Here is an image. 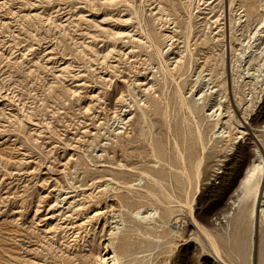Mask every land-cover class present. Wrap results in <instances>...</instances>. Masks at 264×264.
I'll return each mask as SVG.
<instances>
[{"label": "rangeland", "instance_id": "374dc122", "mask_svg": "<svg viewBox=\"0 0 264 264\" xmlns=\"http://www.w3.org/2000/svg\"><path fill=\"white\" fill-rule=\"evenodd\" d=\"M240 2L0 0V264L264 263L260 213L222 219L264 157Z\"/></svg>", "mask_w": 264, "mask_h": 264}, {"label": "bare ground", "instance_id": "6f19581e", "mask_svg": "<svg viewBox=\"0 0 264 264\" xmlns=\"http://www.w3.org/2000/svg\"><path fill=\"white\" fill-rule=\"evenodd\" d=\"M245 1H248V0H243V2H240L238 4V8L235 10L236 12H238L237 13L238 18H236L234 20L230 18L228 26H227V22H226V29H225V26L223 23V26L221 27L220 31L222 33L221 36H223L225 38V35H226V46L234 54L235 65H233V67L236 66L238 64V62L242 61V63H244V68L243 69L241 68L242 72L244 71L246 73V75L248 76V78L251 79L250 80L251 83L257 84L259 82V78L261 76H264L263 75V73H264V48H260V46H259V43L262 40H264V17H262V19H259V21L255 25L256 30H249V29L253 25V22L255 20H257L256 12L257 11L264 12V3L262 1H260V5H259L260 8H258L256 1L251 0V1H249V4H248V2H247V4H245ZM232 3L233 2H230V6L232 5ZM232 22H234L236 29L234 31H232L230 28V32H227V27L228 28L231 27ZM245 30L248 31L249 41L247 42L245 47H243L244 43L241 42V48L239 49V52L236 53L237 50H234V46H233V40L235 39V34H237L240 31L242 33ZM178 61H180V60H177V62ZM256 61H259V65L255 69L252 66H253L254 62H256ZM237 70H238V68H237ZM241 75L239 76V73L238 74L236 73L235 80L239 79L241 77ZM181 98H183V97H181ZM182 103L184 105V102H182ZM217 126H220V125L218 124ZM225 137H227V136H225ZM182 156L183 155L181 154V158H182ZM183 162L184 161H182V163ZM197 163H198L197 164L198 167H200L202 162L200 160ZM153 181L157 182L156 179H154ZM159 183L157 182V184H159ZM263 193H264V157L261 155V153L259 151H257L255 153L254 157L251 159V164L248 167L245 175L240 180L239 186L236 190L235 198L231 202V204H232L231 207L228 209V211L222 217L224 222L227 223V226L229 227L230 222H232L234 219H235V221H233V222H237V223L241 224L244 222L245 219L248 218L250 220V227H251V240H253V234H254V230H255V225H254L255 216H257V214L260 213V216L264 218V194ZM170 198L174 199V197L172 198V196ZM59 199H60V197H59ZM142 211L135 212L134 215L136 217L140 216V215L143 216L141 214ZM111 212H114V211H111ZM149 214L147 213L145 216L141 217L140 220L146 221L147 219H149V217L151 218V215H149ZM108 215H110V214H108ZM106 217H108V216H106ZM106 219L107 220H105V221H106V224L109 225V228L115 229L116 230L115 234H119L120 227H118V225L112 226V224H114L115 222L110 221L108 218H106ZM202 231H204V234L209 236L208 232H206L203 229H202ZM104 251H105L104 254L102 256H100L98 261H97L98 264H123L117 258L115 250L112 247H110L109 244H107L105 246ZM217 255L219 256L218 251H217ZM218 256L214 259L216 264H217V262H221L222 264H227L224 261H222V259L220 260L218 258Z\"/></svg>", "mask_w": 264, "mask_h": 264}]
</instances>
